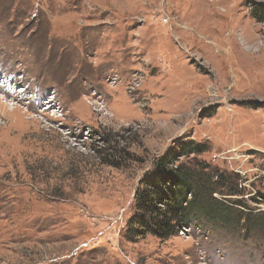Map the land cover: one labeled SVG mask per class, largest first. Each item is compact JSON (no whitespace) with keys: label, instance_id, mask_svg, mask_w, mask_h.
I'll list each match as a JSON object with an SVG mask.
<instances>
[{"label":"rangeland","instance_id":"obj_1","mask_svg":"<svg viewBox=\"0 0 264 264\" xmlns=\"http://www.w3.org/2000/svg\"><path fill=\"white\" fill-rule=\"evenodd\" d=\"M260 2L0 0V264H264V219L127 233L184 137L264 217Z\"/></svg>","mask_w":264,"mask_h":264},{"label":"trees","instance_id":"obj_2","mask_svg":"<svg viewBox=\"0 0 264 264\" xmlns=\"http://www.w3.org/2000/svg\"><path fill=\"white\" fill-rule=\"evenodd\" d=\"M252 12L257 20L264 21V2L257 3ZM184 138L156 157L153 169L141 180L135 194L136 216L128 222V235L152 234L166 239L206 219L237 227L245 221L250 229L263 223L262 214L227 213L221 196L238 192L236 179L199 160L208 149L205 143Z\"/></svg>","mask_w":264,"mask_h":264}]
</instances>
